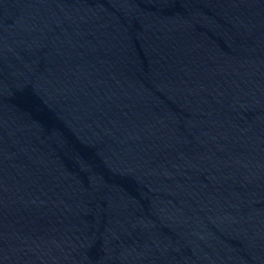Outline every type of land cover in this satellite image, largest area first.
<instances>
[{
	"label": "water",
	"instance_id": "95a60500",
	"mask_svg": "<svg viewBox=\"0 0 264 264\" xmlns=\"http://www.w3.org/2000/svg\"><path fill=\"white\" fill-rule=\"evenodd\" d=\"M0 264H264V0H0Z\"/></svg>",
	"mask_w": 264,
	"mask_h": 264
}]
</instances>
